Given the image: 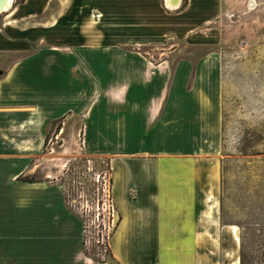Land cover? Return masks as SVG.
Segmentation results:
<instances>
[{
  "label": "crops",
  "instance_id": "1",
  "mask_svg": "<svg viewBox=\"0 0 264 264\" xmlns=\"http://www.w3.org/2000/svg\"><path fill=\"white\" fill-rule=\"evenodd\" d=\"M7 4L0 264H108L84 251L82 222L61 185L18 178L43 150L50 124L70 115L80 117L82 148L108 161L119 216L108 244L117 264H233L239 245L219 212L221 54L211 24L222 0H184L174 12L161 0ZM171 39L208 48L195 59L160 48L154 60L141 47Z\"/></svg>",
  "mask_w": 264,
  "mask_h": 264
},
{
  "label": "rangeland",
  "instance_id": "2",
  "mask_svg": "<svg viewBox=\"0 0 264 264\" xmlns=\"http://www.w3.org/2000/svg\"><path fill=\"white\" fill-rule=\"evenodd\" d=\"M183 3L166 5L161 0L160 8L174 12ZM211 24L219 33L212 46L221 54L220 217L238 227L239 249L233 262L238 258L237 264H264V0H222L221 13ZM141 47L154 60L164 56L160 48L176 47L175 57L191 55L192 59L208 48L179 39ZM80 124L78 115L51 123L43 150L18 176L61 185L64 203L82 222L86 254L117 264L108 244L118 219L104 195L111 181L108 161L82 148Z\"/></svg>",
  "mask_w": 264,
  "mask_h": 264
},
{
  "label": "bare ground",
  "instance_id": "3",
  "mask_svg": "<svg viewBox=\"0 0 264 264\" xmlns=\"http://www.w3.org/2000/svg\"><path fill=\"white\" fill-rule=\"evenodd\" d=\"M177 2H178V0L175 1V3H177ZM7 3H8V0H0V10L3 9L6 5H8ZM173 3L170 0L169 1L166 0L167 5H169V4L174 5ZM229 227L234 234L236 243L238 244V242H239L238 227L236 225H231ZM238 261H239L238 258H235L233 263L237 264Z\"/></svg>",
  "mask_w": 264,
  "mask_h": 264
},
{
  "label": "built area",
  "instance_id": "4",
  "mask_svg": "<svg viewBox=\"0 0 264 264\" xmlns=\"http://www.w3.org/2000/svg\"><path fill=\"white\" fill-rule=\"evenodd\" d=\"M104 189H105L104 195H105V200L107 202V206L112 211L116 210L114 203L112 201L111 195H110V182L104 187Z\"/></svg>",
  "mask_w": 264,
  "mask_h": 264
},
{
  "label": "trees",
  "instance_id": "5",
  "mask_svg": "<svg viewBox=\"0 0 264 264\" xmlns=\"http://www.w3.org/2000/svg\"><path fill=\"white\" fill-rule=\"evenodd\" d=\"M45 140H46V138H45ZM44 142H45V141H44ZM18 178L23 179V180H28V181H33V180H35V179L21 178V177H19V176H18ZM118 218H119V216H118ZM117 222H118V219H117V221H116V224H117ZM116 224H115V226H116ZM115 226H114V227H115Z\"/></svg>",
  "mask_w": 264,
  "mask_h": 264
},
{
  "label": "water",
  "instance_id": "6",
  "mask_svg": "<svg viewBox=\"0 0 264 264\" xmlns=\"http://www.w3.org/2000/svg\"><path fill=\"white\" fill-rule=\"evenodd\" d=\"M176 1V0H175Z\"/></svg>",
  "mask_w": 264,
  "mask_h": 264
}]
</instances>
